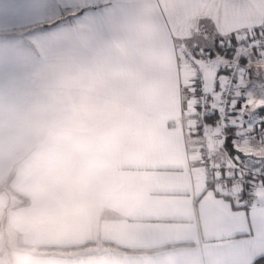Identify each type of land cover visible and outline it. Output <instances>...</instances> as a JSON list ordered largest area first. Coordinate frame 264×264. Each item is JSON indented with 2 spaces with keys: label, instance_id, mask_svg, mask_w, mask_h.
<instances>
[{
  "label": "crops",
  "instance_id": "1",
  "mask_svg": "<svg viewBox=\"0 0 264 264\" xmlns=\"http://www.w3.org/2000/svg\"><path fill=\"white\" fill-rule=\"evenodd\" d=\"M172 5L0 0V187L13 172L0 188V264H252L264 256V176L244 206L241 193L204 180L199 154L207 141L216 163L264 174V140L238 135L241 154L232 155L213 140L217 116L196 133L191 72L173 58L183 42ZM186 15L193 28L244 36L264 25V0H196ZM235 61L245 68L240 131L264 128V56L246 48L215 58Z\"/></svg>",
  "mask_w": 264,
  "mask_h": 264
},
{
  "label": "built area",
  "instance_id": "2",
  "mask_svg": "<svg viewBox=\"0 0 264 264\" xmlns=\"http://www.w3.org/2000/svg\"><path fill=\"white\" fill-rule=\"evenodd\" d=\"M204 26L205 25L203 24L200 27ZM262 33H264V25L248 30L244 36H232V39H235L236 37L240 38L239 43L234 46L232 52L251 48L259 55L264 56V48H254L252 46L256 41L261 40ZM253 36L256 37V41L251 39ZM244 37H248L249 39L246 40ZM229 38V36L225 37V40ZM181 61L190 69L192 76L193 72L191 67L186 61ZM230 67L232 69V73L227 79L223 98H220L217 95L215 100H208L203 95H199V88L196 94L192 92L195 106L194 130L198 134H205L206 124L209 120L207 117L209 115H213L215 112L214 117L217 116V122L222 127V131L212 135L215 143L220 145L225 143V130L227 129H234L235 134L244 137L253 136L264 140V128L261 126H257L250 131H240L242 124L238 122L234 115V111L237 101L241 95L238 82L245 73V68L239 61L233 62ZM202 79H205V74ZM189 82L192 91L191 81L189 80ZM234 104L235 107H233ZM199 154L203 177L208 184L225 195L233 191L241 193L244 206L250 207L255 203L254 189L261 180L259 174L256 171L248 168L242 163H216L213 160L211 149L207 141H203L200 144Z\"/></svg>",
  "mask_w": 264,
  "mask_h": 264
},
{
  "label": "snow or ice",
  "instance_id": "3",
  "mask_svg": "<svg viewBox=\"0 0 264 264\" xmlns=\"http://www.w3.org/2000/svg\"><path fill=\"white\" fill-rule=\"evenodd\" d=\"M196 3V0H173L171 8L172 24L176 33L175 40L182 41V47L177 49L173 47V58L179 65L180 61H186L191 67L193 75L190 77L192 84V92L197 93L199 88V95H203L208 100H215L217 95L223 98L225 94L227 79L232 73L231 67L227 64L221 66L215 63V58L218 54L223 55L227 60L231 55L235 45L239 43V37L232 39L233 34L238 29H230L227 33L215 32L213 33L206 25L200 27L199 23L195 28L192 26V21L186 15L188 8ZM206 19V18H205ZM255 25L254 27H260ZM230 38L225 40V36ZM244 39H249L244 37ZM256 41V37L251 38ZM141 37L137 33L136 49L139 46ZM254 48H264V33L261 34V40L256 41L252 45ZM243 58H241V62ZM205 71L208 72V78L204 77ZM211 106V105H209ZM235 107V104L233 105ZM209 115V120L214 118Z\"/></svg>",
  "mask_w": 264,
  "mask_h": 264
},
{
  "label": "trees",
  "instance_id": "4",
  "mask_svg": "<svg viewBox=\"0 0 264 264\" xmlns=\"http://www.w3.org/2000/svg\"><path fill=\"white\" fill-rule=\"evenodd\" d=\"M235 137H236L235 136V130L234 129H227L226 141H225L224 145H226V147L228 149V152H230L232 155L239 153L234 148L233 140H234ZM12 176H13V172H11L10 175L8 176V178H7L6 182H5V186L4 187H0L1 189L9 187ZM27 203H28V199H23V201L20 204H16L15 206L24 205V204H27ZM252 264H264V256H261V257L257 258Z\"/></svg>",
  "mask_w": 264,
  "mask_h": 264
},
{
  "label": "rangeland",
  "instance_id": "5",
  "mask_svg": "<svg viewBox=\"0 0 264 264\" xmlns=\"http://www.w3.org/2000/svg\"><path fill=\"white\" fill-rule=\"evenodd\" d=\"M258 96H260L261 98H262V101L261 102H263L264 103V92H261V93H259L258 94ZM240 97H241V95H240ZM236 108V107H235ZM235 136H238V134H235ZM263 140V139H262ZM234 144V143H233ZM239 152V151H238ZM240 153V152H239ZM241 154V153H240ZM254 160V159H253ZM253 160H251V161H253ZM254 162V161H253ZM237 163H240V162H237ZM242 164H244V163H242ZM246 165V164H245ZM248 168H250V169H252V170H254V168L251 166H248V165H246ZM254 171H256L258 174H259V176H260V182H259V185L260 184H262V181H263V176H264V174L260 171V170H254ZM9 175H10V173H9ZM8 175V176H9ZM8 176H7V178H8ZM7 178H6V180H7ZM6 180H5V182H6Z\"/></svg>",
  "mask_w": 264,
  "mask_h": 264
}]
</instances>
